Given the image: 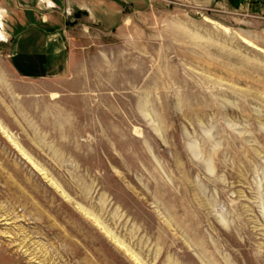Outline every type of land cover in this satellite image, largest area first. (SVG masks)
<instances>
[{"label": "rangeland", "instance_id": "obj_1", "mask_svg": "<svg viewBox=\"0 0 264 264\" xmlns=\"http://www.w3.org/2000/svg\"><path fill=\"white\" fill-rule=\"evenodd\" d=\"M146 16L84 90H0V264H264V14Z\"/></svg>", "mask_w": 264, "mask_h": 264}, {"label": "crops", "instance_id": "obj_2", "mask_svg": "<svg viewBox=\"0 0 264 264\" xmlns=\"http://www.w3.org/2000/svg\"><path fill=\"white\" fill-rule=\"evenodd\" d=\"M49 1L55 7L45 10L38 0H0L7 38L0 41V90L20 109V102H34L36 86L84 90L94 46L107 44L114 28L148 25V11L167 0ZM182 1L264 14V0Z\"/></svg>", "mask_w": 264, "mask_h": 264}, {"label": "built area", "instance_id": "obj_3", "mask_svg": "<svg viewBox=\"0 0 264 264\" xmlns=\"http://www.w3.org/2000/svg\"><path fill=\"white\" fill-rule=\"evenodd\" d=\"M38 3L40 4V9H51V8H54L55 6H53L54 4L53 3H49L48 0H38ZM71 13V10L69 7H67L65 9V14L69 15ZM0 41H3V42H6L7 41V38H5V40H1Z\"/></svg>", "mask_w": 264, "mask_h": 264}, {"label": "bare ground", "instance_id": "obj_4", "mask_svg": "<svg viewBox=\"0 0 264 264\" xmlns=\"http://www.w3.org/2000/svg\"><path fill=\"white\" fill-rule=\"evenodd\" d=\"M48 2L49 3H51L49 0H48ZM4 17H5V11H4V9H2V8H0V39L1 40H5V38H6V34H5V32H4V30H3V27H4V23H2V21H1V19L3 18V20H4ZM4 129V128H3ZM9 137H10V135H9ZM86 213H87V211H86ZM89 213V212H88ZM87 213V214H88ZM90 214V213H89ZM118 243V242H117ZM25 251H27V250H25Z\"/></svg>", "mask_w": 264, "mask_h": 264}]
</instances>
